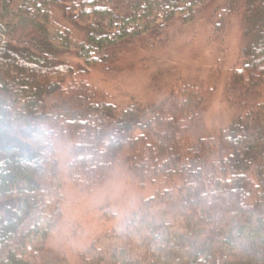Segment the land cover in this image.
Masks as SVG:
<instances>
[{
    "label": "trees",
    "instance_id": "trees-1",
    "mask_svg": "<svg viewBox=\"0 0 264 264\" xmlns=\"http://www.w3.org/2000/svg\"><path fill=\"white\" fill-rule=\"evenodd\" d=\"M209 1L0 0V264H33L61 217L56 137L69 140L83 186L100 183L124 149L140 184L169 183L120 230L124 245L94 243L80 264H264V0H220L214 10L215 34L242 15L251 36L227 70L228 92L261 97L242 100L216 138H188L214 86L178 80L159 103L118 108L84 79L125 43L165 45L170 23L191 22ZM72 51L81 67L62 59ZM57 94L74 105L49 108ZM170 200L178 210L157 221L155 208Z\"/></svg>",
    "mask_w": 264,
    "mask_h": 264
},
{
    "label": "rangeland",
    "instance_id": "rangeland-1",
    "mask_svg": "<svg viewBox=\"0 0 264 264\" xmlns=\"http://www.w3.org/2000/svg\"><path fill=\"white\" fill-rule=\"evenodd\" d=\"M219 3L220 0H211L203 4L187 24L180 16L176 17L168 27L169 40L161 47L152 48L137 40L125 43L109 68L102 65L91 68L85 75L86 83L103 92L118 108L134 99L142 104L159 103L178 80L214 86V93L194 120L188 138L191 143L201 138H216L241 111L242 100L250 103L261 99L253 92L238 97L227 90V70L238 61L241 49L249 44L251 36L245 33L242 15H235L223 34L214 33V10ZM58 11L57 16L63 21ZM74 31L80 39L85 36L80 27ZM62 59L75 68L83 64L73 51L63 54ZM214 68L218 69L216 75ZM70 84L66 82L65 87ZM73 103L71 95L57 94L48 100V107L58 104L67 109ZM53 143L62 196L61 217L33 264H80V254L94 243L102 250L122 243L116 238L120 230L127 228V222L145 199L156 191L163 192L169 183L140 184L127 170V149H124L100 183L83 186L69 168L72 160L69 140L56 137ZM172 195L175 199L178 193H171L166 201ZM173 203L170 200L155 208L153 215L157 221L171 219L170 215L179 208Z\"/></svg>",
    "mask_w": 264,
    "mask_h": 264
},
{
    "label": "clouds",
    "instance_id": "clouds-1",
    "mask_svg": "<svg viewBox=\"0 0 264 264\" xmlns=\"http://www.w3.org/2000/svg\"><path fill=\"white\" fill-rule=\"evenodd\" d=\"M37 135H39V133H37Z\"/></svg>",
    "mask_w": 264,
    "mask_h": 264
}]
</instances>
